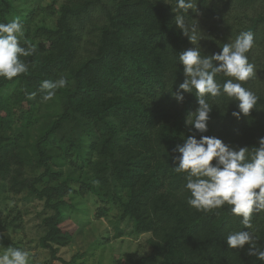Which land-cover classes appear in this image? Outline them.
<instances>
[{
	"label": "trees",
	"instance_id": "16d2710c",
	"mask_svg": "<svg viewBox=\"0 0 264 264\" xmlns=\"http://www.w3.org/2000/svg\"><path fill=\"white\" fill-rule=\"evenodd\" d=\"M14 1L0 0V23L19 17L25 39L38 43V51L23 58L30 62L26 74L0 78V196L23 193L44 202L51 213L42 218L38 243L50 258L73 264L76 257L58 255L72 242L65 212L76 194L95 198L96 217L117 211L115 237L123 234L121 222L134 234L150 233V250L127 264H264L244 249L228 248L230 232L247 230L230 206L207 213L190 208L184 174L173 170L171 150L190 134L184 120L197 107L192 94L183 103L171 95L184 79L178 54L192 47L175 25V0H63L51 11L52 26L36 24L33 8L18 14ZM210 1L197 0V7L210 10ZM220 2L224 14L235 7L250 11L248 22L235 27L225 16L222 38L211 39L201 53L219 52L241 31H251L255 75L244 86L261 99L240 119L231 115L236 102L209 99L214 107L205 134L232 146H258L264 136V78L257 75L264 76V0ZM91 30L94 49L82 56L80 43ZM61 76L69 86L43 112L39 85ZM252 224L264 244V212L254 213ZM0 241L21 248L3 234Z\"/></svg>",
	"mask_w": 264,
	"mask_h": 264
},
{
	"label": "clouds",
	"instance_id": "9594fccd",
	"mask_svg": "<svg viewBox=\"0 0 264 264\" xmlns=\"http://www.w3.org/2000/svg\"><path fill=\"white\" fill-rule=\"evenodd\" d=\"M200 14L197 0H175V25L194 44L197 40L195 26L186 24L189 10ZM26 45V46H24ZM254 45V34L241 31L230 43H224L221 51L202 54L201 48L190 47L178 54L182 65L183 81L172 97L179 103L185 94L196 98L197 107L189 111L184 120L188 135L171 150L173 170L184 174L186 202L198 212H211L230 206L231 214L240 218L244 229L232 231L226 236L228 248L244 249L249 256L264 261V244L253 227L254 213L264 212V136L258 137V146H232L218 136L206 135L213 104L209 99L226 97L236 102L231 115L236 119L250 115L257 108L260 96L244 86L255 75V65L248 53ZM38 51V43L25 39V29L19 17L0 23V78L11 81L29 71V61ZM222 74L223 83L217 80ZM69 86L65 76L45 79L39 85L42 102L51 101L60 89ZM36 93H30L32 98ZM218 108V105L216 106ZM245 245L248 247L245 249ZM29 251L7 247L0 253V264H29Z\"/></svg>",
	"mask_w": 264,
	"mask_h": 264
},
{
	"label": "rangeland",
	"instance_id": "374dc122",
	"mask_svg": "<svg viewBox=\"0 0 264 264\" xmlns=\"http://www.w3.org/2000/svg\"><path fill=\"white\" fill-rule=\"evenodd\" d=\"M62 2L63 0H16L14 6L18 14L26 13L31 8L35 9V23L52 26L54 15L51 11L56 10ZM210 2V10L200 7L199 15L193 12L185 20L186 24L196 28L197 40L194 44L189 40L190 45L203 51L207 49L211 39L218 42L222 38L226 24L225 16L227 24L238 27L248 22L246 15L251 13L235 7L224 14L220 0ZM259 10L264 8L261 7ZM89 29H93L92 26H89ZM94 42L95 37L91 30L80 43L82 56L94 49ZM257 75L263 80L264 76L262 77L259 72ZM56 98L55 96L53 100L45 102L43 112L51 110L48 105ZM33 171L38 174L41 169ZM69 202L72 207L65 214L68 217L67 221L74 227V233L71 244L59 249L58 255L61 258L70 260L76 255L73 264H127L129 257H137L150 250L147 242L150 233L134 234L126 222L119 224L123 234L115 237L116 230L113 225L117 211L113 209L108 216L96 217L95 210L98 204L92 195L82 197L73 194L70 195ZM49 213L51 211L44 207L43 201L26 200L23 193H3L0 196V234L17 243L21 249L29 251V264H62L59 260H52L49 250L40 247L38 243L43 233L42 218ZM5 248L7 247L0 241V253Z\"/></svg>",
	"mask_w": 264,
	"mask_h": 264
}]
</instances>
